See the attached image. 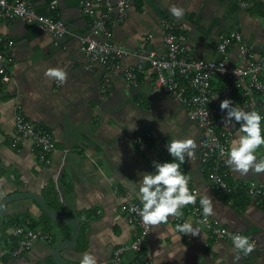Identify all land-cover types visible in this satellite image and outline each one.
Returning <instances> with one entry per match:
<instances>
[{"label": "crops", "instance_id": "obj_1", "mask_svg": "<svg viewBox=\"0 0 264 264\" xmlns=\"http://www.w3.org/2000/svg\"><path fill=\"white\" fill-rule=\"evenodd\" d=\"M58 1V15H50L45 0H29L40 17L58 16L64 22L71 34L58 45L36 25L0 20V37L15 45L12 81L9 85L0 82V203L12 194L38 195L51 209L80 222V241L63 253L65 259L79 264L83 253L90 252L97 264H112L115 250L135 239L134 227L125 221L121 207L126 197L142 207L140 174L153 172L155 159L169 154L168 142L190 138L196 148L191 158L186 156L181 170L191 190L198 191L199 199L205 194L212 198L215 214L209 217L218 226L257 241L258 249L247 256L239 254L241 259L235 264H264V209L244 192L222 196L208 183L201 161L203 133L188 111L169 95L155 92L147 73L140 75L138 87L128 86L114 74L112 89L102 95L104 70L79 51L78 37L90 34L91 21L82 13L79 0ZM243 4L250 6L244 9ZM173 5L185 9L182 18L171 15ZM165 21L185 38L191 57L220 60L219 37L230 33L242 34L257 59L264 56V0H132L125 22L112 30V42L130 53L123 68L136 66L135 54L141 47L163 54ZM229 55L237 64L236 48ZM56 67L67 74L60 88L57 80L45 76ZM223 87L224 82H213V89ZM259 106L264 112V101ZM19 107L27 120L52 135L55 152L50 167L44 166L30 141L18 140L13 117ZM222 120L216 122L217 130L233 133L236 140L238 127L226 128ZM141 133L152 136L154 153H141L132 144V138ZM257 156L264 158V146L257 149ZM230 171L242 181L264 180V173ZM180 211L179 218L170 216L152 225L149 241L154 264H234L238 253L230 242L212 239L193 223L188 205ZM185 219L199 229V235L176 231L175 221ZM27 220L32 222L31 229L48 233L52 242L40 241L16 259L12 248L4 249L2 244L10 240L15 246L14 227ZM59 227L62 231L55 235L49 217L32 199L11 204L0 220V264H54V251L71 237L66 227ZM121 264L141 263L127 253Z\"/></svg>", "mask_w": 264, "mask_h": 264}, {"label": "built area", "instance_id": "obj_2", "mask_svg": "<svg viewBox=\"0 0 264 264\" xmlns=\"http://www.w3.org/2000/svg\"><path fill=\"white\" fill-rule=\"evenodd\" d=\"M45 1L48 3L47 12L50 15H58L59 1ZM131 2L132 0H79L82 13L91 21L90 34L78 37L79 51L87 61L104 70L102 95H107L112 89L114 74H119L128 86L138 87L140 75L147 73L153 79L155 92L169 95L180 103L202 130L201 161L207 169L208 183L222 196L244 192L264 209V180L242 181L233 176L231 168L225 164V158L220 156V151L223 148L227 152L235 135L225 130L218 131L216 128V122L223 118L227 111L222 112L220 109V104L225 99L231 100L233 106L257 110L264 116L258 103L259 99L264 100V56L257 59L254 48L246 42L242 34L230 33L219 37L217 50L220 60L207 61L191 57L192 50L185 38L176 34V28L165 21L162 25L163 54L159 55L141 47L135 54L136 66L123 68L122 62L130 53L112 42V30L125 22ZM249 6L243 4L244 9ZM0 20H21L36 25L40 31L48 34L56 45L71 34L58 16L37 15L29 0H0ZM14 48L13 41L0 37V82L3 85H9L12 81L10 63ZM233 48L237 50V64L232 63L230 59L229 51ZM214 81L224 82V87L220 91L213 89ZM55 83L60 88V82ZM13 122L18 140L30 141L44 166L50 167L51 157L55 152L52 135L41 125L27 120L20 107L14 114ZM236 126L239 127L238 124ZM131 141L139 152L154 153L151 135L141 133ZM155 162H171V156L162 155L157 157ZM188 187L191 190L189 183ZM191 191L196 196V202L188 205L193 223L205 229L212 239L232 244L231 237L237 233L218 226L210 217H204L198 201L200 195L197 190ZM140 207L138 203L126 197L121 212L127 224L134 227L135 239L115 250L112 264H121L127 253L134 255L141 264H154L149 241L152 225L141 221L137 214ZM183 222L184 220H176L175 228L178 223ZM31 227L30 220L17 223L14 227V235L18 239L15 246L10 240L2 244L4 249L12 248L14 258H21L40 241L52 242L48 233L33 230ZM250 242L255 245L254 250L258 249L257 241L250 239Z\"/></svg>", "mask_w": 264, "mask_h": 264}, {"label": "clouds", "instance_id": "obj_3", "mask_svg": "<svg viewBox=\"0 0 264 264\" xmlns=\"http://www.w3.org/2000/svg\"><path fill=\"white\" fill-rule=\"evenodd\" d=\"M171 15L180 19L185 14V9L171 6ZM45 76L54 78L60 83L66 80L64 69L56 67L49 68ZM223 112L227 110L223 117V125L226 128H236L238 124V138L232 141L227 152L222 148L220 156L225 158L226 166L240 175H246L250 171L253 174L264 173V158L257 156V149L264 146V127L262 121L264 116L257 110H245L238 106H233V102L225 99L220 104ZM196 148L195 142L190 138L173 139L167 144L169 155L173 158L172 162H153L154 171L142 173L138 182V198L142 207L137 211L144 224L157 225L166 222L170 216L179 218L181 209L196 202L195 194L188 187V179L181 171V165L185 163L186 156L191 158ZM199 205L204 217L213 216L214 206L212 198L202 195ZM135 210V209H134ZM176 231L192 236L199 235V229L186 219L183 223L176 225ZM232 246L238 253L233 259L234 264L241 259V255L247 256L252 253L255 245L250 242L248 236L234 234L231 237ZM79 264H97V257L85 252Z\"/></svg>", "mask_w": 264, "mask_h": 264}, {"label": "water", "instance_id": "obj_4", "mask_svg": "<svg viewBox=\"0 0 264 264\" xmlns=\"http://www.w3.org/2000/svg\"><path fill=\"white\" fill-rule=\"evenodd\" d=\"M264 100L258 101L259 105ZM25 199H32L34 200L39 209L44 213L52 223L54 234L61 233V229L59 226H64L68 229L71 233V237L65 241H63L54 251L52 255V259L54 264H75L71 261H68L64 258L63 253L67 250L73 249L78 242L80 241L81 234L83 232L80 222L78 220L70 219L69 216L65 212H58L51 209L45 200L38 195L35 194H24V195H15L12 194L10 196H6L0 203V220L3 217V213L5 209L13 203L25 200Z\"/></svg>", "mask_w": 264, "mask_h": 264}, {"label": "rangeland", "instance_id": "obj_5", "mask_svg": "<svg viewBox=\"0 0 264 264\" xmlns=\"http://www.w3.org/2000/svg\"><path fill=\"white\" fill-rule=\"evenodd\" d=\"M39 229H44L43 226L39 227Z\"/></svg>", "mask_w": 264, "mask_h": 264}]
</instances>
